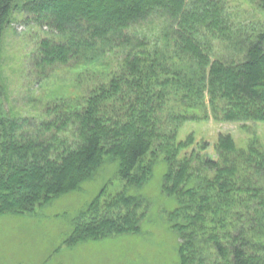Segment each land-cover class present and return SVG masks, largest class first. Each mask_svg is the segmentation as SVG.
Here are the masks:
<instances>
[{
  "label": "trees",
  "instance_id": "16d2710c",
  "mask_svg": "<svg viewBox=\"0 0 264 264\" xmlns=\"http://www.w3.org/2000/svg\"><path fill=\"white\" fill-rule=\"evenodd\" d=\"M16 11L51 31L34 52L42 71L74 62L100 78L39 116L0 106V214L32 212L112 166L127 186L97 197L68 242L140 232L147 211L131 192L162 156L179 264H264V146L220 133L214 157L179 135L209 109L216 121L264 122V20L235 21L226 0H0V47Z\"/></svg>",
  "mask_w": 264,
  "mask_h": 264
},
{
  "label": "rangeland",
  "instance_id": "374dc122",
  "mask_svg": "<svg viewBox=\"0 0 264 264\" xmlns=\"http://www.w3.org/2000/svg\"><path fill=\"white\" fill-rule=\"evenodd\" d=\"M226 1L235 21L249 24L264 20V12L253 0ZM50 33L47 26H37L20 11L14 12L0 47V106L4 113L39 116L56 98L77 97L99 80V71L89 65L58 63L44 71L36 66L34 52ZM216 45L221 57L232 55L222 43ZM190 133L208 143L207 151L214 157L212 149L220 133L232 134L240 148L254 138L264 146V122L216 121L210 109L208 118L188 121L179 131L180 137ZM165 167L160 156L146 185L130 191L143 198L147 211L140 232L68 242L79 215L97 197L111 196L127 186L115 167H105L80 190L38 205L32 212L0 214V264H179L180 239L170 219L178 203L163 191Z\"/></svg>",
  "mask_w": 264,
  "mask_h": 264
}]
</instances>
